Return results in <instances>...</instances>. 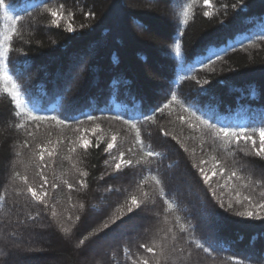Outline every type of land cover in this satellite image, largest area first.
Returning a JSON list of instances; mask_svg holds the SVG:
<instances>
[{
    "label": "trees",
    "instance_id": "trees-1",
    "mask_svg": "<svg viewBox=\"0 0 264 264\" xmlns=\"http://www.w3.org/2000/svg\"><path fill=\"white\" fill-rule=\"evenodd\" d=\"M3 2L11 16L21 18L17 24L21 36L13 37L7 61L10 74L36 115L56 116L64 120L67 127H56L49 120L38 122L39 126L37 122H27V131L17 128L20 118L15 116V105L7 94L0 95V197H4L0 200V224L7 230L11 221L27 239L32 238L48 252L35 257L17 255L8 238L15 235L11 232L0 239V255L5 254L0 264L23 263L24 260L27 264L92 262L95 258L89 253L90 247L99 244L103 237L115 235L142 211L149 213L152 220L149 234L115 240L102 263L99 262L101 257H96L98 264H132V258L138 256L151 259V254L139 245L152 246L157 229L165 227V216L170 222L168 227L177 235L175 246L185 250V257L192 253L190 259L181 262L174 257L169 264H185L197 258L207 260L208 264H264V219L235 214L243 210L235 204V190L228 185L219 187L225 185L227 172L221 176L217 167L218 174L205 183L199 171V167H203L211 175L214 164L211 157L216 156L226 168L236 167L240 175L251 176V186L239 190L259 201L260 192L264 191V177L258 172H264V159L246 156L236 145L229 149L235 155L228 156L208 129L190 128L187 122L178 119L188 115L178 104L171 106V112L158 111L175 94L185 107L217 127H220L215 121L218 116L231 127H237L231 125L232 118H243L242 127L264 126V39H261L264 0H212L214 14L211 17L203 15L208 9L203 7V0H198L193 4V17L187 25L180 23L179 13L190 0ZM59 5L64 6L65 14L73 13L74 31H67L64 21L60 27L51 25V17L44 9ZM164 12L169 22L161 17ZM129 18L134 26L143 25V29L150 30L144 34L136 32ZM3 24L0 9V28ZM176 43L181 45L179 56L175 53ZM89 47L92 52L83 62L75 63L72 75L65 76L63 72L68 70L72 58L85 54ZM204 80L208 83H203ZM89 116L97 120L90 121ZM146 117H153L155 123ZM124 120L134 121L141 130L144 145H150L151 150L161 154L153 157L151 164L135 165L142 153L140 145L135 143L134 131ZM94 123L101 128L97 136L104 137L100 147L92 146L87 150L77 147L76 152H70L71 142L81 135L75 129H91ZM28 132H32L34 138ZM111 134L117 135V141L109 154L104 148ZM86 135L95 145L96 137L90 132ZM49 139L61 141L57 155L49 158L45 154L41 168L37 169L35 163L30 162L32 153L39 151L37 144H46ZM256 139L259 146V137ZM25 140L27 147L23 146ZM240 147L247 146L241 141ZM17 152L21 155L17 156ZM120 152H124V159L133 161V166L122 167L117 172L111 157L119 158ZM66 156L70 159H65ZM105 160L109 161L108 165ZM201 160L206 163L201 165ZM180 162L197 188L201 202L220 217L217 233L207 231L211 230V225H200L187 198L173 189L168 173ZM25 165L29 182L35 180L33 186L37 190L43 182L36 172L42 171L47 176L48 184L44 189L49 207L33 201L26 192L17 194L16 190L24 185L14 180V173L25 174ZM77 168L87 171L88 176L82 177ZM62 174L74 185L73 189L56 179ZM150 174L162 180L165 198L176 205L175 215L181 217L180 223L185 224L188 231L179 232L173 215L165 211L164 199L152 182L143 185L150 197L141 209L123 216L121 212L126 213V207L117 211L118 207L126 205L131 195L141 199L140 181ZM81 179L85 180L87 188L79 185ZM239 183L234 178L230 182ZM53 184L57 187L53 188ZM230 199L233 210L227 207ZM101 202L105 206L99 211ZM79 203L85 206L82 210L73 207ZM53 209L58 213L56 218L51 216ZM68 216L72 219L68 220ZM110 217L116 218V223L113 224ZM57 220L64 221L73 231L64 234ZM105 222L109 223L108 229H102ZM97 229L102 230L96 232ZM89 233L95 234L77 247L79 240ZM173 233L168 234L170 246ZM160 236H156L158 241ZM196 243L209 251L196 248Z\"/></svg>",
    "mask_w": 264,
    "mask_h": 264
},
{
    "label": "snow or ice",
    "instance_id": "snow-or-ice-1",
    "mask_svg": "<svg viewBox=\"0 0 264 264\" xmlns=\"http://www.w3.org/2000/svg\"><path fill=\"white\" fill-rule=\"evenodd\" d=\"M198 0H190V2L185 3L183 5L182 11L179 13L180 16V23L183 25H187L189 23V20L193 17V4L197 3ZM203 7L207 8V11H204L203 15L206 17H211L214 12L212 9L214 8L212 0H203ZM235 7V6H234ZM0 9L3 10V27L0 28V95L7 94V96L10 97L11 102L15 105V116L20 118V122L16 124L17 128L20 129H26L27 122H37V126H39L38 122H45V121H53L55 123L56 127L63 128L67 127L66 122L62 119H59L56 116L46 117V116H40L36 115L26 104L23 93L21 91L20 85L16 82L13 75L10 74L9 67H8V56L10 51H12V41L13 37H20V31L17 28V24L20 21V17L16 16L13 17L8 12V6L3 2V0H0ZM44 12L47 13L50 17V23L53 26L60 27L61 21L65 22L66 30L69 32L74 31V26L72 23L73 13L68 12L65 14L64 6L59 5L58 7H45ZM91 15V14H89ZM261 39H264V36L261 37ZM175 53L179 56L181 54V45L179 43L175 44ZM207 67V65H206ZM203 83L207 84L208 81L204 80ZM173 104L180 105L181 109L188 113L187 116H179L178 119L184 123L187 122L188 126L190 128H199L203 127L205 129H208L210 132V135L215 139L220 141V147L223 148L228 156H234L235 153L232 151H229V149L236 145L239 151L243 152L244 155H255L256 157H259L261 159H264V126L260 127H231V126H220L217 127L215 124L209 123L208 120L203 119L201 116L197 115L195 111H192L191 109L185 107L183 103L178 99V97L173 94L171 96V99L164 104L163 108L158 109V111L163 112L165 109H168L169 112H171V106ZM88 119L90 121L95 122L97 120V117L95 116H89ZM116 119H120V117H116ZM146 120L152 121L155 123V120L153 117H146ZM123 123L127 125L132 131L135 133V143L140 145V152L142 155L135 161V165H149L152 163L153 157H159L161 154L159 152H155L151 150L150 145H144L143 140L141 139V130L137 126V124L132 120H124ZM75 131L81 132V135L77 137L75 141H72V146L70 147L69 151L74 153L77 150V147L87 150L92 146H95L97 148L100 147L101 142H103L104 137L103 136H97V133L101 132L100 125L98 123H94L93 127L91 129H75ZM163 131V130H161ZM91 133L92 136L96 137V143L93 145V141L89 139V136L86 135L87 133ZM164 135H169V133L164 132ZM29 136H33L34 134L32 132H28ZM259 137V146H257V139L256 137ZM173 139H176V137H173ZM116 141H117V135L111 134L110 139L107 141L106 147L104 148L105 153H111V150L116 147ZM241 141H243L244 145L247 147H240ZM61 141H53L49 139L46 144H37L36 148L39 149V151H33L30 162L35 163L36 168L40 169L41 165L44 162V156L47 154L49 158L54 157L57 155V146ZM24 147L28 146V141H24ZM129 151H132V149H129ZM185 151H187V148H185ZM194 151V150H193ZM17 156H20L21 153L17 152ZM124 152L119 153V158L117 157H111L114 163V170L120 171L122 167H128L133 166V161L130 159H124ZM65 159H70L69 156L64 157ZM37 159L39 162H37ZM211 160L214 161L213 167L211 169V175H209L208 172L205 171L203 167H199V171L201 175L204 178V182L208 183L211 180L212 176H215L218 174L221 176H224V174L227 172L228 175L226 177L225 185H219V187H224L226 185L230 186L231 189L235 190V196L234 201L236 205H240L243 210L235 211V214L240 217H247L252 219H264V215H261V213H264V191L260 192L261 199L259 201H256L252 195H243L240 188H249L251 184L253 183L251 176L245 177L240 175V169L236 167H232L231 169L226 168L223 166V163L221 160L217 159L216 156H212ZM23 163V162H22ZM206 163V161L201 160L200 164L203 165ZM236 162L233 161V164ZM105 164L108 165L109 161L105 160ZM111 166V165H110ZM194 167H197V165H193ZM75 168V165H73ZM218 167V172H217ZM243 165H241V168ZM77 172L82 177H87L88 172L83 171L79 168L76 169ZM27 172V165H25V174H21L20 172L14 173V180H19L24 187L17 189L18 195H23L25 192L29 194L33 201L37 202L38 204L44 205L45 208L49 207L47 197V191L44 189V185L48 184V178L43 174L42 171H37L36 176H39V179L43 182L40 185V190H37L36 187H34L35 180L30 183L29 178L26 174ZM233 178L240 182L239 185L237 184H230V182L233 180ZM56 179H59L61 183L66 185L69 189H73L74 185L69 183L67 179H64L63 174L59 177H56ZM152 182L158 189V195L164 199V204L166 205L165 211L169 212L173 215L176 224L179 228L180 233H184L188 231V228L185 224L180 223L181 217L178 215H175L176 212V205L168 200L166 197V193L164 192V189L162 187V180L158 178L156 175H149L146 176L143 180L140 181V196L141 199H138L136 195H131L126 205H121L117 208V211H121L122 208L126 207V213L121 212V216L132 213L134 210L141 209L142 205L145 201H147L150 197L149 192H146L143 190V185ZM79 185L82 188H87L88 185L85 182V180L81 179L78 181ZM257 184L260 183V181H256ZM53 188L57 187L56 184L52 185ZM4 197H0V200H3ZM69 200H71V197H69ZM79 207L81 210L85 207L83 203H79L78 205H73V207ZM221 207H224V204L221 203ZM229 210H233V200H229L227 205ZM39 215V213H37ZM51 216L53 218H56L58 216V213L53 209L51 212ZM29 218H32L29 214ZM72 217L68 216V220H71ZM80 217L77 216L76 220L79 221ZM111 222L114 224L116 223V218L110 217L109 218ZM169 219L167 216L163 219V224L165 227L157 229L156 236H160V233H164L163 236H160L159 241L156 239V236L153 237L152 240V246H149L148 244H140L139 247L143 249L146 253L151 254V259L145 257V256H138L135 258H132V264H169V262L173 261V258L180 259L181 262H183L184 259H190L192 256V253L189 252L187 254V257L184 256V249L183 248H177L175 246V241L177 240V235L173 233V230L171 227H168L169 225ZM57 224L60 228V230L64 234H70L73 229L72 227L66 226V223L62 220H57ZM109 223L105 222L102 224V229H108ZM102 229H97L96 232H99ZM173 233L171 235V241L172 245L170 246L168 241V234ZM95 233H89V236H85L84 238L80 239L78 242L77 247L83 246L85 244V241H87L90 236L94 235ZM196 248H202L204 252H208L209 249L206 247H203V245L196 243ZM157 249H159V252H157Z\"/></svg>",
    "mask_w": 264,
    "mask_h": 264
},
{
    "label": "rangeland",
    "instance_id": "rangeland-1",
    "mask_svg": "<svg viewBox=\"0 0 264 264\" xmlns=\"http://www.w3.org/2000/svg\"><path fill=\"white\" fill-rule=\"evenodd\" d=\"M161 17L166 19L169 22V17L167 16V13L164 12L161 14ZM129 23L132 26V28L140 33L144 34L147 33L150 29H143V25L141 27H136L132 24L131 19L129 18ZM145 23V22H144ZM89 52H92L91 47H89V50L85 54L79 55L77 57L72 58V63L69 66L68 70L63 72L65 76L72 75L73 68L77 66V62H83V60L87 57V54ZM73 65V66H72ZM75 72V71H74ZM62 74V73H61ZM59 82H61V75L58 77ZM259 175L264 177V172H258ZM168 179H171V182L173 183V189L177 191L179 194H183L186 198L189 204L193 207L195 212L197 213V218L199 220V224L203 225L205 227L211 225V230H207L208 232H218V221L220 220V217H218L214 212L207 207V205H204L203 202L200 200V194L197 191V188L194 186V183L186 170L182 168V164L180 162L179 165L175 166L170 172L168 173ZM104 202H101V206H99V211L104 207ZM101 208V209H100ZM149 213L146 211H142L137 215L135 218H131L128 221V224L120 228L119 232H117L115 235L111 234L107 237H103L99 244H95L90 247L89 253L94 255V258L101 257V260L99 262H103L102 258L103 256L106 257V251L110 246H114V241L119 240L120 238H126V237H136L139 235H146L149 234V232L152 230L151 226L152 220L149 217ZM8 222V221H7ZM41 226V225H40ZM44 226V225H43ZM42 227V226H41ZM220 229V228H219ZM13 233L15 235H11L12 237H8L12 241L11 249H14L17 255H23L28 257H35L39 254H48V252L45 250V248L35 242L32 238L27 239L24 234H22L17 226L14 223L9 222V229L5 230L3 224H0V239H3V237L7 236L10 233ZM8 233V234H7ZM143 235V236H144ZM2 237V238H1ZM5 255V254H2ZM2 255H0V261H2ZM93 260L92 262H88L85 264H98L96 260ZM15 264H27V262L24 260L20 262H15ZM185 264H208L207 260L202 258H197L191 261H187Z\"/></svg>",
    "mask_w": 264,
    "mask_h": 264
}]
</instances>
